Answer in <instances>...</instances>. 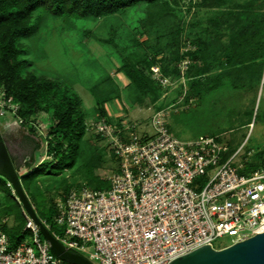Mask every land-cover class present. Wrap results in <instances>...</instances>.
I'll use <instances>...</instances> for the list:
<instances>
[{
  "label": "rangeland",
  "instance_id": "374dc122",
  "mask_svg": "<svg viewBox=\"0 0 264 264\" xmlns=\"http://www.w3.org/2000/svg\"><path fill=\"white\" fill-rule=\"evenodd\" d=\"M188 1L179 0L175 3L172 0L174 5L181 6L180 10L177 9L178 14L173 11L174 6L170 11L161 2L156 6H133L124 13L99 19L74 20L71 23L52 16L43 7L35 12L37 31L31 38L22 41L30 60V64L22 70L23 75L35 72L74 85L89 116L77 166L58 176L41 175L32 187L40 203V211L51 217L54 230L61 236L66 235L64 226L55 222V214L49 210L52 197L55 199L65 194L70 188L78 186V183L86 185L88 181L94 185L95 179H89L91 177L87 170H92L94 176L109 182L108 176L116 166L111 155L110 140L97 131V124L104 118H101L103 114L120 120L122 125L115 130L122 139H126L132 134L152 132L151 118L156 108H160L158 110L166 113L173 135L182 140L216 135L222 144L235 153L233 163L241 170L250 169L264 158V100L259 101L260 95L264 96V79H261L258 96L255 87L247 85L248 79L245 85V79L241 80L235 74L223 75L222 84L211 88L210 83L214 77L224 70L221 64L214 65V56H204L198 59V65H205L207 70L197 77L205 81L209 89L204 88L197 93L196 89L190 88L192 78L188 75V67L195 59L188 57L178 61L171 57L169 68L177 66L180 72L169 75L164 71L169 52L162 48L164 44L175 45L178 38L180 51L195 48L193 40L200 34L205 36L213 52L220 53L219 49L232 35L227 26L228 11L233 6H247L246 3H249L247 7L251 11L264 12V0H222L223 4L192 7L190 12H185ZM159 10L168 11L166 15L169 23L166 17L158 14ZM115 26H120L119 32L114 35L117 47L101 41V38L111 35ZM179 26L181 33L177 35L176 28ZM163 31L165 34L161 36ZM145 50L150 54L149 59L154 60L150 67L145 66L148 59ZM127 54L139 60L138 66L148 70L152 78L157 80L159 85L155 91L142 93L132 84L121 69ZM154 68H158L160 74L154 75ZM158 76L163 77V82L158 80ZM91 87L100 95L101 104H97L90 91ZM4 95L0 83V131L16 168L23 172L41 158H49L46 139L53 119L50 112L42 110L32 116L34 124L22 122L15 115L20 108L19 103L5 99ZM259 102L261 117H257L256 124L253 127L240 126L238 118H245L244 114L253 106L257 107ZM101 109L104 110L102 114ZM209 177H199L193 187L201 189ZM66 187L69 189L65 190ZM17 199L20 202L18 196ZM0 201V220L6 218V225L16 226L19 221L14 214L3 213L6 201L1 192ZM22 211L25 217V209L22 208ZM27 238L32 240L31 232ZM230 242L231 238L224 236L214 240L213 244L220 248Z\"/></svg>",
  "mask_w": 264,
  "mask_h": 264
},
{
  "label": "built area",
  "instance_id": "2783aa9c",
  "mask_svg": "<svg viewBox=\"0 0 264 264\" xmlns=\"http://www.w3.org/2000/svg\"><path fill=\"white\" fill-rule=\"evenodd\" d=\"M151 126L152 132L122 139L117 125L99 121L117 168L107 188L83 184L55 198V222L66 235L40 218L55 237L93 264H169L199 246H214L217 238L229 236L231 244L264 231V165L241 171L235 153L227 155L214 135L179 139L163 110L155 111ZM201 176L210 177L197 190L193 184ZM25 217L32 240L13 248L6 218L0 220V264H75L57 256L27 211Z\"/></svg>",
  "mask_w": 264,
  "mask_h": 264
},
{
  "label": "trees",
  "instance_id": "16d2710c",
  "mask_svg": "<svg viewBox=\"0 0 264 264\" xmlns=\"http://www.w3.org/2000/svg\"><path fill=\"white\" fill-rule=\"evenodd\" d=\"M173 1L175 3L179 2V0ZM161 2L168 6L170 11L174 6L173 11L176 14H178L177 9H181V6L174 5L172 0H0V83L4 88L5 99L19 103L18 115L27 124H31L32 116L42 110L50 112L53 119L47 138L46 152L49 154V158L40 159L38 163H35L29 169L19 172L23 187L35 206L38 216L50 223L52 230L54 228L50 222L51 217L40 211V203L32 187L41 175L58 176L67 169L77 166L81 152V141H83L87 130L89 116L82 106L81 96L74 85L35 72L23 75L22 70L30 64V60L27 57L28 50L22 41L31 38L37 31L38 19H35V12L43 7L52 16L71 23L74 20L99 19L124 13L127 8L133 6L136 8L142 5L156 6ZM188 2L185 12H190L192 7L200 8L223 4L222 0H198L195 3L193 0H189ZM246 5L249 6L250 4L246 3ZM247 6H233L226 14L228 16L227 26L232 31V35L226 44L220 46V53L213 52L211 46L206 43L205 36L203 37L200 34L193 40L196 47L192 49L180 51L179 38L175 45H163L162 48L167 49L166 51L169 52L167 62H171V57L178 61L188 59V57L195 59V62L188 67V75L192 78L189 86L196 89L197 93L204 88L209 89L206 87L208 84L205 81H200L197 75L207 70L205 65L201 67L198 65V59L210 55L214 56V65L216 63L221 64L224 70L214 77L212 83H210L211 88H217L222 84L223 75L235 74L241 80L245 79V85L246 79H248L247 85L255 87L256 95L259 92L261 79H264V12L251 11L252 9ZM166 13L168 11L162 12V10H159L158 12L159 15L166 17L165 19L168 22ZM176 29L177 35H180V26ZM119 30L120 26H115L112 28L111 35L101 38V41L117 47L118 44L114 35ZM164 34L165 31L161 32L160 35L164 36ZM144 53L148 56L145 66L150 67L154 60L149 59L150 54L146 50ZM155 53L156 51L152 54L155 55ZM138 62L139 60L127 54L122 61L121 69L142 93L155 91L159 83L152 78L148 70L139 67ZM169 62L166 63L165 61L164 71L169 75H177L180 72L179 68L177 66L169 68ZM90 91L95 96L97 104H101L102 99L95 88L91 87ZM261 100H264L263 95L259 97V101ZM260 106L261 102L257 107L253 106L245 113V118H238V121L240 120L239 125L249 126L252 122L255 125L258 120L257 117L259 115L261 117ZM158 109L160 108H156V110ZM100 111L101 114L104 113L103 109ZM105 116L103 114L101 118L104 117L108 123L117 126L122 125L119 122L120 120ZM169 128H171L170 125ZM1 140H3V135L0 131ZM227 153L229 155L233 154L231 150ZM111 155L115 163V155L113 153ZM263 165L264 158L250 169L241 171L249 172ZM116 168L117 161L114 169ZM87 172L91 177L89 178L91 181L92 178L95 179L94 185L88 181L85 182L87 186L91 188H107L109 186L108 181L94 176L92 170H87ZM68 189L65 188V190ZM13 191L15 190L8 179L0 175V192L3 193L6 201L5 207L2 209L3 213L14 214L19 221L16 226H8L5 222L3 223V229L9 236L11 248L16 247L30 234V230L25 228L26 220L22 211L23 207L17 199L18 194L16 192L13 194ZM54 201L55 199L52 197L49 209L52 214L55 213Z\"/></svg>",
  "mask_w": 264,
  "mask_h": 264
},
{
  "label": "water",
  "instance_id": "95a60500",
  "mask_svg": "<svg viewBox=\"0 0 264 264\" xmlns=\"http://www.w3.org/2000/svg\"><path fill=\"white\" fill-rule=\"evenodd\" d=\"M0 175L8 179L18 194L22 207L39 225L52 251L61 259L75 264H93L81 253L69 249L45 226L29 199L5 140L0 141ZM169 264H264V231L244 240L216 248L207 243L172 259Z\"/></svg>",
  "mask_w": 264,
  "mask_h": 264
},
{
  "label": "crops",
  "instance_id": "0c3cea01",
  "mask_svg": "<svg viewBox=\"0 0 264 264\" xmlns=\"http://www.w3.org/2000/svg\"><path fill=\"white\" fill-rule=\"evenodd\" d=\"M6 119H7V118H6ZM7 121H8V120H7ZM8 122L11 123V124H13L12 121H8ZM41 159H43V158H41Z\"/></svg>",
  "mask_w": 264,
  "mask_h": 264
},
{
  "label": "flooded vegetation",
  "instance_id": "af4514ba",
  "mask_svg": "<svg viewBox=\"0 0 264 264\" xmlns=\"http://www.w3.org/2000/svg\"><path fill=\"white\" fill-rule=\"evenodd\" d=\"M8 148V147H7Z\"/></svg>",
  "mask_w": 264,
  "mask_h": 264
}]
</instances>
